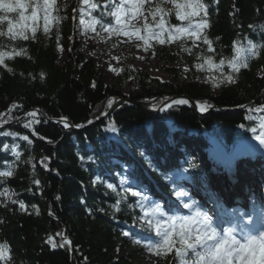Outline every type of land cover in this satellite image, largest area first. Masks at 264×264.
<instances>
[{"label":"trees","instance_id":"16d2710c","mask_svg":"<svg viewBox=\"0 0 264 264\" xmlns=\"http://www.w3.org/2000/svg\"><path fill=\"white\" fill-rule=\"evenodd\" d=\"M26 2L41 3V0ZM92 2L99 7L86 8L83 18L90 17L89 13L99 18L101 12H106V0ZM203 2L209 5V27L203 30L202 36H207L212 43V51L202 39L193 45L186 37L153 47L157 59L165 64L160 70L170 75L174 82L149 76L143 69L129 64V60L134 59L132 56L121 54L127 64L121 68L115 85L107 83L95 59L84 53L82 38L74 35V18L80 17V0H55L52 14L61 19L52 22L48 34L43 30L41 18L35 25V38H32L31 21H28L30 27L26 33L28 40L13 41L7 35L0 36V52L8 54L0 64V113L5 114L0 119L6 121L0 124V131L17 133L15 137L0 136V171L13 165V174L0 178L3 181L0 192L10 189L13 200L17 201L6 203L0 197V245L6 246V257L0 259V264L144 263L138 253L141 245L131 242L120 232L122 228L130 230L135 226L134 218L143 213L138 206L133 207L138 198L122 192L110 175L112 168L118 172L123 170L110 157L129 163L135 148L144 147L151 153L155 170L146 160L132 161V168L125 171L127 180L134 190L154 187L170 196L171 185L161 173H169L178 165L172 162L175 158L171 160L165 152L170 148L166 140L172 143L179 137L195 134L202 145L205 135L233 151L237 143H244L252 136L249 129L264 119V108H261L264 106V29L259 27L264 25V0ZM151 4L153 8L157 4L164 8L160 0ZM174 10L168 20L173 24H186L175 17ZM30 14L31 9H27L26 15ZM10 15L18 18V14ZM104 19L110 22L108 16ZM2 30L6 32L7 22L3 23ZM234 41L241 45L250 41L260 46L257 54L247 60L248 67H241L238 73L231 72L227 61L209 68L198 59L210 56L219 65L221 58L234 55ZM21 50L23 54H16ZM177 63L188 66L185 77L176 68ZM197 64H204L207 70L206 83L191 79L198 73L192 70ZM221 73L233 75L236 82L219 83ZM130 79L137 90L126 93L122 88ZM172 96H186L197 104L207 103L214 110L201 115L187 104L151 115L137 105L122 103L104 119L85 127L90 124L88 121L98 120L103 116L101 113L110 109V99L114 103L119 99L151 103L155 98L162 104L165 97ZM13 104L18 107L8 113ZM241 105L246 106V110H238ZM35 108L39 123L33 124L32 129H25L23 124L32 119L26 113ZM256 109L260 112L256 113ZM44 116L65 118L69 124L83 127L66 130L60 123L46 121ZM113 124L118 133L105 131ZM23 135H28L31 143L21 139ZM5 144L18 145L19 160L10 148L3 149ZM30 157L31 163L28 162ZM44 157L48 160L42 163ZM89 157L95 159L89 160ZM44 163L48 165V175ZM185 167L189 168L187 163ZM189 170L193 174L192 182L202 180L203 169L198 166ZM109 175L115 191L102 184V178ZM35 180L40 181L39 186ZM118 195L125 196L127 202L117 212L110 205L116 203ZM21 201L25 210L19 208ZM172 203H166L165 207L172 208ZM62 234L73 246V257ZM152 238L155 239L154 234ZM153 257L146 259V264H173L174 253L160 257L153 254Z\"/></svg>","mask_w":264,"mask_h":264},{"label":"snow or ice","instance_id":"6c2138e0","mask_svg":"<svg viewBox=\"0 0 264 264\" xmlns=\"http://www.w3.org/2000/svg\"><path fill=\"white\" fill-rule=\"evenodd\" d=\"M175 3V0H173ZM55 5V0H42V3H27L26 0H0V36L7 35L11 40L23 39L28 40L29 36L26 34L29 30L28 21L32 22L31 31L33 33L32 38H35L36 22L38 19H43L44 32L48 34L50 32V25L53 21L61 19L59 16L52 14ZM80 23L84 24L85 9H97L99 5L93 3L92 0H80ZM106 6L112 10L110 12H101L99 18L91 17L88 27L95 31V26L99 24L100 28L109 34L122 33L126 36H136L139 40L144 41L145 50L150 47L149 41L156 39L159 43L172 42L179 40L182 36H187L191 39L193 45L197 40L202 39L203 43L208 46V50L212 51V43L207 36H202L204 29L209 27L208 21V8L209 5L205 4L203 0H181L179 3H175V17L181 22H187L186 24H173L168 20L169 14L173 9L165 10L159 4L154 8L151 4V0H106ZM31 9V14L26 15V10ZM144 9L142 12L141 10ZM56 11H59L56 8ZM76 11L75 9L73 10ZM145 12L150 14L153 18L151 22L147 21ZM18 14V18L14 19L10 14ZM42 13V16L38 15ZM139 14L144 17L145 23L143 29L146 35H140L139 29L135 32L128 31L130 25L128 21L132 20ZM159 14V19H156ZM109 16L114 19V24L106 23L104 17ZM199 17V19H194ZM7 22L6 32L2 30L3 23ZM131 27H135L131 25ZM250 27H253L250 25ZM264 29V25L259 26ZM156 29V30H153ZM165 33L167 36L165 38ZM59 40V36L57 37ZM60 47L59 44L57 45ZM259 45L252 44L250 41L247 45H241L239 41L233 42L234 55L231 58H221L219 65L215 64L211 57L200 56L198 59L203 60L209 68H216L225 64L227 61L232 73H238L241 67H248L247 60L250 56L257 54ZM15 51V50H13ZM16 54H23V50ZM7 53L0 52V64L4 63V57ZM198 69H202L204 64H197ZM235 83L233 75L229 74L225 76L221 73V79L219 83ZM114 101H108V107L111 108ZM122 103H127L123 101ZM189 100L186 98H169L165 97L162 104L158 103L153 98L149 105L152 110L164 113L173 109L176 105H187ZM18 105L13 104L8 110L11 113ZM211 105L207 103L197 104V108L200 112H206ZM240 107H244L241 105ZM264 108V106H261ZM260 109H256L259 111ZM37 111L34 110L26 113L28 117L32 119L23 124L25 129H32L33 124H38L39 120L36 119ZM5 114L0 113V117ZM105 115V113H101ZM16 119H19L18 117ZM250 119V117H249ZM6 121L0 119V124ZM61 122L65 128L69 127V123L65 118H61ZM92 123V121H88ZM83 125H76L79 128ZM243 127V125H241ZM105 131L116 134L118 128L113 124L105 129ZM253 138L258 142L261 148H264V119L255 126L249 129ZM17 133L10 131H0V136H13ZM33 135L36 133L33 130ZM21 139L31 143L28 135L21 136ZM11 149L12 154L17 160L20 159V152L17 150L18 145L3 146L4 150ZM141 156H144V151H141ZM83 159V158H82ZM94 157H89V160H94ZM48 160L47 157L42 159ZM32 158H29L31 163ZM183 163V161H181ZM45 170L48 169L46 163L43 164ZM149 166L151 165L149 158ZM189 168H196L198 165L189 158ZM13 165H8V170L0 171V178L10 177L12 173ZM125 171H128V166L124 165ZM189 168H180L171 170L169 173H161L162 176L171 185V191L179 202L183 209L187 210V214H182L176 208L166 211L163 205L146 195L143 189L134 190L133 184H131L126 178L121 180L120 189L124 193H130L131 196L138 198L133 207H139L142 211V215L134 218V225L138 226L143 231L149 233L145 243L146 249L154 255L167 256L170 253H174L173 264H264V209H261V217L259 220H254L250 213H241L239 217L227 221H217L204 210L198 201H196L187 188L184 187L182 181H191L192 177L188 175ZM99 179V178H97ZM0 179V183H2ZM95 182V181H94ZM34 183L39 186L40 181L35 180ZM107 187L116 190L112 183H108ZM0 195H5L9 200H12V196L8 194V190L4 189L0 192ZM59 197H57L58 199ZM17 203V201H12ZM83 202V200H82ZM126 197L118 195L117 201L110 207L114 208L117 212L121 211V205L126 203ZM25 204L19 202L20 210H25ZM35 207V206H33ZM104 211L103 208L99 209ZM115 218V214H113ZM124 236H129L130 232L125 230L122 232ZM154 234L155 239L152 238ZM137 243H141V239H137ZM51 243V239H49ZM55 246V245H53ZM6 257V246L0 245V259Z\"/></svg>","mask_w":264,"mask_h":264},{"label":"rangeland","instance_id":"374dc122","mask_svg":"<svg viewBox=\"0 0 264 264\" xmlns=\"http://www.w3.org/2000/svg\"><path fill=\"white\" fill-rule=\"evenodd\" d=\"M157 3V0H151L152 3ZM178 1V2H177ZM118 2V0H117ZM161 5L166 8V9H170L173 8L175 9V3H179L181 2V0H175V3L173 2V0H160ZM42 3V0H41ZM105 9L106 12H110L112 9L110 7L106 6L105 3ZM142 12L144 11V9L141 10ZM145 16H147V21L151 22L152 19L150 17V15L148 13L145 12ZM109 17V16H108ZM85 23L81 24L80 23V17L75 16L74 18V27L76 30V33L74 34L75 37L77 38H82L83 40V51L84 53L88 56V57H92L95 59V61L97 62V64L99 65V67L101 68V70L103 71L105 77H106V81L109 84L115 85L116 79L121 71V68L127 64V61H125L122 57L121 54H123L126 57H133L134 59L129 60V64L131 63V65L139 67L141 69L144 70V72H146L149 76L152 77H156L162 80H169L174 82V79L168 75L167 73L163 72L160 70L161 66H165V64H163L161 61H159L156 57V55L154 54V50L153 47L157 46L160 47L162 44L159 43L156 39H152L149 41L150 47L147 48V50H145V46H144V41L139 40L135 35L132 37L126 36L122 33H113V34H109L104 32L100 26H98V28L95 26V31H93L92 28H89L87 25L89 23L90 17H85L84 18ZM110 22L107 23H112L114 24V19L109 17ZM145 23V19L144 17L140 16L139 14H137V16L135 18H133L132 20L128 21V24L130 25V27L128 28V31H133L135 32L136 29H139L140 35H146V33L144 32L143 29V24ZM131 25H134L135 27H131ZM156 30V29H153ZM74 35L70 36L71 38L74 37ZM167 35V33H165V36ZM187 36H182L181 38H184ZM191 40V39H189ZM192 41V40H191ZM176 68H178L180 70V74L182 77H185V71L188 70V66L186 64H182V63H177L176 64ZM193 71L198 72L196 76H192V80L194 82H199V83H206L207 82V70L202 68V69H198L197 67H193L192 68ZM124 92L129 93V92H134L137 90L133 80H128L127 84L122 88ZM196 137L197 136H192L189 138L186 137H182L179 138L175 145L173 146L172 150L177 154V156H179L181 159V161L183 162H188V159L191 158L196 165H198L201 169H203L206 173V175H209V178L207 179V182L203 185V186H194L191 184V182L189 180H183L182 183L184 185L185 188H187L189 191H195L198 190L200 192H202L204 186L206 188V185L208 187L209 191L211 190V185L208 183L210 177H213V175H216L214 173V171L216 172V169H221L223 167V165H225V162L221 163H214V165L211 162V157L209 156V154L212 152V150H214L216 147L223 150L220 146L216 145L217 143L213 140H210L209 138H207L205 135L202 136V140L204 142V146H205V151H202L200 149H197L196 147ZM165 144H169V140L165 141ZM242 145L240 144H236V147L234 149V152L231 154V157L233 159H246L249 160L250 158H248L246 152H243V148L245 147H241ZM127 148V147H126ZM172 150L166 151L167 153L172 154ZM141 151H144V156H141L140 153ZM246 151V150H244ZM243 152V153H242ZM230 156V155H227ZM200 157H204V161H200L199 158ZM149 158H150V162L151 165L154 163V160L152 159L151 153L146 150L144 147L140 148V147H136L135 151H134V157L132 161H137V160H146L149 163ZM213 159V157H212ZM110 160L115 162V163H119L120 167L123 168L122 172H118L116 169L111 170L110 175L114 176L115 181L117 183V185L120 186L121 180L126 178V173H125V168L124 165L128 166V170H130L132 168V164L133 162H127V161H120L119 159L115 156L110 157ZM235 161V160H234ZM227 163V162H226ZM228 164V163H227ZM239 164V163H238ZM222 165V166H220ZM246 165V164H245ZM181 168H185L184 163H179V165ZM241 168V169H240ZM246 172H248L247 174L250 175V180H252V177L255 178L256 173H252V171L254 172V170L260 171L264 173V161L258 160V162H256V164L254 166H248L246 165ZM247 168H251V172H249V169ZM244 169V167H240V166H236L235 167V173H237V171H242ZM214 170V171H213ZM244 171V170H243ZM259 174V173H258ZM257 174V175H258ZM110 175L109 176H104L102 178V184L104 186L107 187V184L110 183ZM188 175L193 177L192 171L188 170ZM219 176V175H217ZM237 176H241V175H230L229 176V180L230 184H233L235 182L240 181V179H238ZM127 179V178H126ZM263 179V181H262ZM192 180V179H191ZM257 181L254 180V183H256ZM260 184H258V189L256 190V192H258L260 194V196H262V202L264 203V194H262L263 190H264V177H261V180L258 182ZM235 185V184H233ZM8 190V194L12 196V200H9L7 198V196L5 195H0V197L3 198V200L6 203H12L13 201V193L10 189ZM147 193L151 194L152 191H148L147 189H145ZM205 191V190H204ZM145 192V191H144ZM154 197L153 200L158 201L161 203H163V207L165 206V204L168 201H172L173 199L176 200V198L174 197L173 193L171 192L170 196L167 195H163L162 192H159L155 195H152ZM212 196L215 198V196L212 194ZM194 199L196 197L192 196ZM213 198V199H214ZM166 199V200H165ZM197 200V199H196ZM217 203V205L214 208V212H208L210 215L213 216V218L215 219V213H218L220 215H233L234 217H237V215H235V210H233L231 207L228 208L226 210V206L221 204L219 200H216V198L214 199ZM176 202L178 203V201L176 200ZM173 208H176L178 211H180L182 214H187L185 212H183L182 206H173ZM208 205L204 202V209L207 211L208 209ZM164 209L166 211H168L165 207ZM228 210H230L232 212V214H228L225 213L223 214V212H227ZM240 216V213H239ZM233 217V218H234ZM231 218V219H233ZM254 220H258V218L254 217ZM219 221V220H217ZM128 230V229H120L121 235L124 236L122 234L123 231ZM129 231V230H128ZM130 235L127 236L129 238V240L133 243H137V239H141V243H137L141 245V248L139 249V254L142 258V261L144 263L139 262L138 264H146V259H153V254L151 252H149L146 247L144 246L145 243H147L146 239H142L144 237H147L149 235V233L143 231L142 229H140L138 226H133L131 228V230L129 231ZM154 239V238H153Z\"/></svg>","mask_w":264,"mask_h":264},{"label":"bare ground","instance_id":"6f19581e","mask_svg":"<svg viewBox=\"0 0 264 264\" xmlns=\"http://www.w3.org/2000/svg\"><path fill=\"white\" fill-rule=\"evenodd\" d=\"M260 146L256 145L255 147ZM260 156V155H259ZM231 161V159L227 158ZM237 160V159H235ZM238 161V160H237ZM240 181L230 184L231 182H224L219 177L213 176L210 179L211 192L215 196L216 200H219L221 204L225 205L226 210L232 208L236 213H250L253 218L259 215L261 205H262V196L256 190L258 189V183L261 180V177H264V173H259L255 178L250 180V175L245 174L237 176ZM254 180L257 182L254 183ZM263 181V179H262ZM191 196L196 197L195 200L199 202L200 206L204 209V202L208 205L207 212H214V204L210 203L204 193H197L195 191H189ZM264 194V190L262 192ZM205 210V209H204ZM187 213V210H183ZM228 213L232 214L230 210L223 212V214ZM215 220L227 221L232 218L231 215H225L220 218V214L215 213Z\"/></svg>","mask_w":264,"mask_h":264},{"label":"water","instance_id":"95a60500","mask_svg":"<svg viewBox=\"0 0 264 264\" xmlns=\"http://www.w3.org/2000/svg\"><path fill=\"white\" fill-rule=\"evenodd\" d=\"M171 98H186V99H188L186 96H172V97L169 98V102H171ZM188 100H189V104L192 107L196 108L197 109V112H198L197 103L194 102L193 100H190V99H188ZM123 101H127V103H131V104L137 105V106H139L140 108H142L144 111H146L147 113H149L151 115L161 114V112H159V111L152 110V108L149 106L151 103H144V102H136V101L126 100V99H119V100H117L112 105V107L105 113V115L101 116L98 120H96V121H94V122L86 125L85 127H90V126L96 124L99 120L104 119L105 117H107L117 106H119L120 104H122ZM245 107L246 106H244V107H238L237 109L238 110H243ZM35 109L38 110L37 108H35ZM211 110H214V108L208 109L206 112H203L202 115H205V114L209 113ZM221 110H223V109H221ZM198 113L200 114L201 112H198ZM43 118L46 121H48V122H52V123H62L61 122V119H50V118L45 117V116ZM3 126L4 125H2V127ZM65 129L66 130H76V129L78 130V129H82V128H80V127L77 128V127L69 124V127L68 128H65ZM47 175H48V170H47ZM69 244H70V254H71V257H73V246H72L71 242H69Z\"/></svg>","mask_w":264,"mask_h":264}]
</instances>
